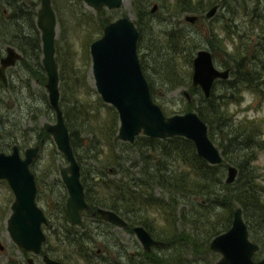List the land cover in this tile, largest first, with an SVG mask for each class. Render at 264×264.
Returning <instances> with one entry per match:
<instances>
[{"label":"trees","instance_id":"obj_1","mask_svg":"<svg viewBox=\"0 0 264 264\" xmlns=\"http://www.w3.org/2000/svg\"><path fill=\"white\" fill-rule=\"evenodd\" d=\"M77 1L75 6L54 0V6L61 34L82 26L91 31L85 39V52L79 55L71 32L62 44L56 38V59L60 104L89 203L114 208L128 218L157 221L155 229L165 230L162 233L167 237L175 234L176 221L202 219V210L212 209L216 213L215 217L207 216L216 220L210 228H227V221L240 206L250 236L260 245L255 256L261 257L264 253V166L257 161L264 149V117L237 119L229 111V98L235 92L249 89L264 99V0H160L171 14L189 11L198 14L195 23L209 24L207 34L201 30L199 39L186 26L170 24V21L156 35L163 41L161 67L165 80L175 87L188 85L191 97L196 93L201 95L199 106L191 99L178 110H196L207 122L209 135L223 155L218 164L202 157L195 143L183 135L160 138L140 134L133 142L119 138L116 107L105 103L100 94L93 97V91L97 93V90L86 79L91 64L89 44L103 34L104 26L113 19L105 14V9L93 13L84 6L83 0ZM153 1L132 0L140 31L138 50L143 41V18ZM215 3L220 4L219 10L207 18L205 12ZM38 5L39 1L32 2L29 17L22 20L30 23L31 32L21 34L15 25L20 16L15 13L23 9L14 4V12H10L13 18L7 20L5 35L7 43L19 46L24 52L26 46L35 51L42 69L39 73L47 80L41 61V31L36 25ZM64 17L69 24L64 23ZM203 37L207 38L213 57H220V53L227 56L223 64L231 68L232 76V79H217L210 96H205L201 87L192 82L193 59ZM78 56L86 63V71L77 61ZM141 64L152 91L150 72L143 60ZM217 82L222 85L221 92L215 86ZM159 104L166 114L175 112ZM216 131L219 143H216ZM92 161L98 167H89ZM231 163L238 166L239 172L230 183L224 171Z\"/></svg>","mask_w":264,"mask_h":264},{"label":"water","instance_id":"obj_2","mask_svg":"<svg viewBox=\"0 0 264 264\" xmlns=\"http://www.w3.org/2000/svg\"><path fill=\"white\" fill-rule=\"evenodd\" d=\"M84 1L97 11H101L104 7L118 8L124 2V0ZM219 7V3L211 6L205 12L206 17L212 18ZM185 19L194 23L198 19V14L188 13ZM37 25L41 31L42 63L47 73L46 86L49 100L57 114L56 122L47 123L46 127L53 134L57 147L67 158L68 164L61 166V173L69 190L67 207L72 220L80 222L81 210L90 205L86 200L85 188L81 180V166L75 155L69 127L60 104V76L56 59L58 21L51 0H41ZM139 34L135 21L130 16L123 15L108 22L104 26L103 34L90 44L95 85L104 101L114 105L118 111L119 138L133 142L140 134L160 138L183 135L195 143L197 152L210 163L222 162V152L210 137L207 122L197 111L189 110L168 115L154 99L139 57ZM22 57L23 55L13 45H8L6 55L1 58L0 78L7 82L6 67L14 65ZM230 76V67L217 66L209 48H199L196 51L193 59L192 82L195 86L201 87L205 96H210L217 79H227ZM184 94L189 101L192 99L188 90H185ZM38 149V146L29 148L24 159L21 158L17 146H14L10 153L0 151V178H7L18 196L22 195L20 193L22 187L31 186L35 192V177L29 164L32 157L38 153ZM238 172V166L229 164L226 181L234 182ZM15 208L17 210L16 206ZM98 210L108 220H123V217L113 210L107 208ZM45 220L43 210L35 205L33 226L29 230V226L22 225V234L28 231L33 236L31 243L37 248L45 239L42 230V222ZM136 231L147 247L155 242L143 226H137ZM211 246L223 254L215 264H264V256L258 260L253 258L254 253L259 249V244L250 239L248 225L240 206L235 209L232 226L215 236Z\"/></svg>","mask_w":264,"mask_h":264},{"label":"flooded vegetation","instance_id":"obj_3","mask_svg":"<svg viewBox=\"0 0 264 264\" xmlns=\"http://www.w3.org/2000/svg\"><path fill=\"white\" fill-rule=\"evenodd\" d=\"M34 1H39L37 7L38 15L41 0H0V43L6 42L5 30L8 24L7 20L9 17L13 18L11 17V13L14 12V4L21 5L23 9L15 13L20 16V20L15 22L17 30L21 34L23 32L25 34L31 32L29 22L22 20L23 17H29L31 3ZM51 1L58 21L54 0ZM159 2L160 0H154L152 2L150 10L145 13V17L143 18V26H150L155 23L150 20H152L151 15L156 14L157 9L162 5ZM77 3L78 1L76 0L74 2L75 6L78 5ZM71 4L73 5V3ZM155 5L157 6L153 10ZM134 21L136 23L137 19ZM8 45L13 44L6 42L5 53L0 49V64L1 58L7 53ZM13 46L23 57L17 60L14 65L6 67L7 82L0 78V86H4V88L5 86H9L10 78L7 70L15 66L19 61L26 62L31 72L39 80L45 81L44 84L46 85L47 80H44V76L39 73L42 70L39 64H29L25 59L24 51L16 45ZM33 66L36 68V71ZM44 71L46 72L45 68ZM4 88L1 90L5 91ZM52 108L54 109L53 106ZM56 120L54 122L45 121L43 126H40L37 131V138L29 141L28 145H26V142L36 133L33 132L34 128H27V130H22L20 133H17L15 130L13 132L14 134L12 133L13 136H10V138L15 139L10 140L7 146L0 150L10 153L13 151L14 146H17L21 158L24 159L27 156L26 151L29 148L39 147L38 153L32 157V161L29 164L35 177V192L31 186L22 187V192H20L22 195L18 196L15 188L10 185L8 179L0 178V183L4 182L8 185L6 187H0V264H215L223 256L221 251L212 248L211 242L215 236L227 231L232 226L234 214L233 218L228 220L230 222L228 227L223 230L222 228H210L209 225L213 224L211 222L203 223L198 220L185 221L184 219H179L176 221L175 234L167 237L162 233L165 230L155 229L154 225L157 221L153 223L150 220L128 218L114 208L100 205L93 206L86 197L90 207L81 210L82 217L80 222L73 221L67 207L69 190L61 173V166H65L68 163H59L55 166L53 165L54 167L45 165L41 170L38 165V158L45 144V140L51 136L54 138L53 134L47 129L46 124L55 123ZM3 133L4 126L0 117V135L3 136ZM8 147L11 150L7 151L6 149ZM64 157L66 158L65 155ZM35 205L43 210L46 217V220L42 222L45 239L38 248L34 243H31L33 236L28 231L22 234V225L29 226L30 230V227L34 224ZM99 208L113 210L121 215L123 220H108L103 217L98 210ZM137 226H143L149 232L151 238L155 240L149 247L144 244L138 235L136 231ZM158 231H161V234H158ZM250 239L253 240L251 236ZM258 251L259 249L253 255V258L256 260L264 256L263 253L261 257L256 258L255 254ZM216 252L219 253L217 260L214 257ZM50 261H53V263Z\"/></svg>","mask_w":264,"mask_h":264},{"label":"rangeland","instance_id":"obj_4","mask_svg":"<svg viewBox=\"0 0 264 264\" xmlns=\"http://www.w3.org/2000/svg\"><path fill=\"white\" fill-rule=\"evenodd\" d=\"M61 2H68V4L71 3L74 4L76 0H57L58 4H60ZM159 4H161V1L159 2ZM84 6L93 13H97V11L90 5L86 4ZM61 8L63 10V6ZM166 8H167L166 6L161 5L157 9V13L151 15L152 20L150 21L155 23L151 24L150 26L147 25L144 26V34L142 36V40H143L142 47L138 50V52H139L140 61L141 60L144 61V64L148 68V72H150V77L153 81V89L151 91L152 95H154L153 97H155L158 103L161 102L165 107L172 109L176 113H183L178 109L181 106H184L188 101L187 97L184 94V91L188 90V85L180 84L175 87L171 83L166 81L167 79L165 80V78L167 77L166 75H164L163 69L161 67V62H162L161 57L164 53L163 41L156 34L158 31L162 29L163 25L166 22L170 21L171 22L170 24L186 26V28L189 29L191 32H194L197 39H199L200 38L199 34L201 30H203L204 33L207 34V31L209 30V24L207 22L205 26L204 22L190 23L185 19V15L192 12L184 11L181 14H171L170 10L168 11ZM105 10H106L105 14L112 19L122 16L125 13L129 15L132 19L134 20L137 19L136 10L132 0H124L121 7H118L116 9L105 8ZM66 19L67 18L64 17L65 20L64 23L69 24L70 22ZM85 29H86L85 26H82V27H78L73 32L72 30H68V33L61 34V24L59 21L56 38L57 40L61 39V44H62L65 42L64 39L66 35L71 34L72 32L71 34L72 39L80 55L82 52H85L84 50V43L86 41L85 39L86 37H89L88 35H90L91 33L89 29L88 30ZM60 36L62 38H60ZM90 44H89V55L91 59L90 61L91 64L87 70L86 79L90 87L92 89L97 90L95 85L93 69H92ZM5 46H6V42L0 43V49H2L4 53H5ZM208 47L209 46H208L207 38L203 37L201 48H208ZM25 49H27L26 52H24L25 59L27 60V62L31 65H37L38 58L35 51H32L31 47L28 46H26ZM42 56H43V52H42ZM219 56L220 57H214L215 63L219 67H224L223 63L227 59V56L226 57L223 56L222 53H220ZM80 59L81 57L78 56L77 61L79 62L81 68L84 71H86L87 65L85 62H82ZM34 69L36 71L35 67ZM7 72L10 78L9 86L8 87L5 86V88L4 86L3 87L0 86V115L2 114L0 117L2 120V124L4 126L3 136L0 135V150H2L3 147L7 146V143H9L10 140L15 139V138L14 139L10 138V136H13L12 133L15 130L17 131V133H20L22 130H27V128H34L33 132L36 133L33 137H30L29 140L26 142V145H28L29 141L37 138L38 136L37 131L39 130L40 126H43V123L45 121L54 122L56 120V114L49 102L48 90L46 85L44 84V81H42L41 79L39 80V78L31 72L26 62L19 61L15 66H12L10 69H8ZM230 79H232V76L230 77ZM215 86L217 87V90H219V92H221V90L223 89L221 87L222 86L221 83L217 82ZM2 88H4L5 91L1 90ZM96 94H100L98 90L97 93L93 91V97H95ZM229 99H231V102L229 104V111L237 119L264 117V99H260L259 97H257L252 90L244 89L240 93L235 92L234 95L232 96L230 95ZM104 102L109 105H112L106 101ZM191 102H193L196 106H199L201 104L200 93H196L194 96H192ZM175 112H170V114L168 115L174 114ZM263 141H264V135H263ZM216 143H219L217 131H216ZM6 150L9 151L11 150V148L8 147ZM227 162L230 161L228 160ZM59 163L67 164L68 161L64 157L63 152L57 147L54 138L51 136L50 138L45 140V144L41 149V154L38 158L39 169L41 170L43 167H45V165H51L52 167H54L56 164ZM257 164L264 166V149L260 151ZM91 165L93 167H98V163L96 161H92V164H89L88 166L91 167ZM224 176L225 178L227 176L226 168L224 171ZM6 186H8L6 183L4 182L0 183V187H6ZM188 206L190 207V205ZM200 214L202 216V219H199L198 221L203 223H208V222L216 223L215 218L211 220L210 217L207 218L208 215H214L215 217L216 213L213 212L212 209L210 211L202 210L200 211ZM227 223L230 224V222L228 221ZM223 229L226 228H222V230ZM252 239L255 242H258L253 237ZM214 257L217 260V258L219 257V253L216 252Z\"/></svg>","mask_w":264,"mask_h":264}]
</instances>
